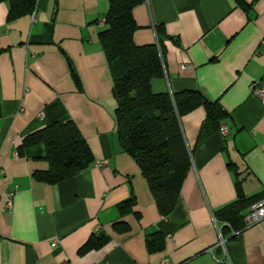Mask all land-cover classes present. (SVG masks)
<instances>
[{"label": "crops", "instance_id": "0c3cea01", "mask_svg": "<svg viewBox=\"0 0 264 264\" xmlns=\"http://www.w3.org/2000/svg\"><path fill=\"white\" fill-rule=\"evenodd\" d=\"M108 10L109 0H38L35 21L10 22L0 4V264H264V221L234 237L215 217L239 191L264 200V0H147L134 9L137 45L159 47L163 29L165 75L153 91H198L230 115L227 135L206 129L202 141L205 109L182 118L192 167L166 219L119 144L100 43ZM68 121L93 164L57 185L36 181L49 168L46 148L22 150L24 139ZM133 193L141 218H121L118 207ZM120 220L130 232L114 231ZM98 228L109 242L80 255ZM156 232L165 247L150 254L146 238Z\"/></svg>", "mask_w": 264, "mask_h": 264}, {"label": "trees", "instance_id": "16d2710c", "mask_svg": "<svg viewBox=\"0 0 264 264\" xmlns=\"http://www.w3.org/2000/svg\"><path fill=\"white\" fill-rule=\"evenodd\" d=\"M38 0H0L9 7L10 22L32 15ZM147 0H109V10L105 17V29L100 33V43L110 68L117 100L115 113L119 144L122 150L137 163L147 180L159 213L168 218L176 209L183 184L192 167V150L187 145L181 120L198 108H204L206 123L200 141L205 138L206 129L218 130L229 118L224 108L217 102L208 100L198 91H184L176 94L155 93L152 81L164 77V49L158 30V42L154 45L139 46L134 40L138 25L134 9ZM46 148L45 159L49 168L36 171V181L57 185L67 178L91 167L94 157L91 148L77 125L72 122H57L27 136L21 149L37 145ZM235 202L215 213L216 220L232 236L241 234L246 228L245 216L252 205L258 203L238 192ZM261 201V200H260ZM137 204L133 193L118 207L121 218L134 214ZM114 231L125 234L131 226L124 220L114 224ZM110 238L96 232L79 250L84 255L104 247ZM166 238L161 232L146 238L150 254L160 252L165 247Z\"/></svg>", "mask_w": 264, "mask_h": 264}, {"label": "built area", "instance_id": "2783aa9c", "mask_svg": "<svg viewBox=\"0 0 264 264\" xmlns=\"http://www.w3.org/2000/svg\"><path fill=\"white\" fill-rule=\"evenodd\" d=\"M32 19L33 21L36 20L35 11L32 14ZM103 23H105V20ZM262 44L264 46V39L262 40ZM257 90H258L259 98L264 102V85L259 86ZM227 132H228L227 126L222 125L220 128V133L225 136L227 135ZM13 197H14V192H9L8 201L5 205V208L8 209L10 212L12 211V208H13ZM244 220H245L246 228L253 227L263 222L264 221V200H261L258 203L252 205V207L249 209L248 213L246 214ZM99 228L97 232L100 230Z\"/></svg>", "mask_w": 264, "mask_h": 264}]
</instances>
